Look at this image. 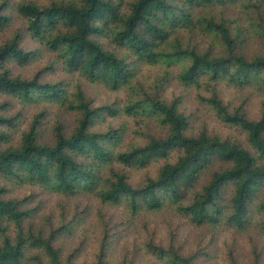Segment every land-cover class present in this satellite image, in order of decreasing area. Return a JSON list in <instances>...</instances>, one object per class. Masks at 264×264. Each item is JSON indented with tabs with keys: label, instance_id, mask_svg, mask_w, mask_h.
<instances>
[{
	"label": "trees",
	"instance_id": "16d2710c",
	"mask_svg": "<svg viewBox=\"0 0 264 264\" xmlns=\"http://www.w3.org/2000/svg\"><path fill=\"white\" fill-rule=\"evenodd\" d=\"M125 1L69 0L43 5L29 0L18 4L17 11L27 22L24 34L56 52L68 71L109 89H124L127 102L122 108L98 106L81 85L72 89L69 83L14 77L6 62L24 61L32 52L20 45L19 34L4 41L0 44V91L24 103L59 102L78 112L79 117L70 133L58 124L53 142L43 143L39 140L38 115L23 131L18 144L2 147L8 137L4 128L12 126V118L2 113L4 105L0 103V173L18 183L38 184L60 194L88 193L105 204H125L132 215L159 210L167 203L193 225L225 226L237 233L255 229L264 236V200L256 201L264 189V111L258 119L231 113L213 89L207 101L225 122L243 129L250 144L245 146L240 140L222 139L204 131L190 135L189 120L179 100L164 98L160 89L149 94L139 88L136 78V62L181 63L178 78L184 85L214 86L225 81L264 91V53L245 55L241 50L243 31L238 27L234 34L224 15L217 18L195 12L229 2H240L259 12L264 0ZM4 4H0V29L11 22ZM254 26L253 32L264 38V25L259 22ZM196 27L215 38L223 52L215 55L208 50L198 51L184 46L175 36L181 29ZM95 34H109L118 48L133 53L136 62L107 49ZM121 111L155 122L166 134L123 149L120 129H91L106 113L116 115ZM158 159L164 162L156 175L148 173L137 184L130 181L131 170L145 169ZM214 164L218 169L199 186ZM4 192L0 186V264H114L109 258L113 243L110 235L103 236L90 262L78 263L79 248L66 253L59 244L64 234L73 233V226L63 224L48 232L35 229L20 200L5 198ZM136 252L128 248L115 264H135ZM143 252L155 264H196L200 258L197 252L185 254L173 244L153 241L144 243ZM228 263L241 264L233 255Z\"/></svg>",
	"mask_w": 264,
	"mask_h": 264
},
{
	"label": "rangeland",
	"instance_id": "374dc122",
	"mask_svg": "<svg viewBox=\"0 0 264 264\" xmlns=\"http://www.w3.org/2000/svg\"><path fill=\"white\" fill-rule=\"evenodd\" d=\"M29 0H0L5 2V12L11 17V22L0 29V44L17 37L20 45L32 52L24 60L11 59L6 62L12 76L22 78L37 77L42 82L69 83L72 89L81 85L94 100L95 105L112 104L115 108H122L127 102V92L124 89H109L100 83H92L84 79L78 72L68 71L59 55L47 49L43 43L24 34L26 19L18 11L20 2ZM47 5L51 2L69 0H32ZM129 0L125 1V4ZM124 4V5H125ZM199 14H211L220 18L224 15L231 23L233 33L237 34L238 27L243 31L244 42L241 50L247 56L264 53V38L253 32L254 25H264V8L259 12L245 8L240 2H229L225 6H213L204 10L196 9ZM183 45L198 51L208 50L217 55L223 52L221 44L203 30L181 29L175 33ZM95 38L107 49L116 50L124 55L129 62H136L132 52L118 48L112 37L95 34ZM246 39V40H245ZM241 51V52H242ZM136 78L140 81L139 88L149 94L160 89L163 97L168 100L178 99L180 109L189 120L187 134L196 135L206 132L211 136L222 139L240 140L249 146L246 133L239 126L225 122L214 111L207 99L213 95V89L228 110L232 113L243 114L250 119H258L264 111V91L254 86H234L225 81L210 86L207 83L187 86L180 82L178 74L181 63L168 65L167 63L136 62ZM213 87V88H212ZM0 103L4 105L2 113L12 118V126L5 127L7 140L2 147L16 145L20 141L23 131L27 130L36 116L40 120L41 142L52 143L56 125L61 124L67 133L76 126L78 112L71 111L59 102L36 101L24 103L19 98L0 91ZM120 129L123 149L132 144H144L151 136H163L166 130L155 122L142 121L140 117L127 115L123 111L116 115L106 113L91 127L92 130L105 132L110 128ZM163 159L155 160L145 169L131 170L130 181L139 183L146 174L156 175ZM214 164L200 179L199 186L205 184L213 170L218 169ZM0 186L5 188V198L20 200V207L29 212L27 220L35 229L50 231L52 227L63 224L73 226V233L64 234L59 244L68 253L79 248L76 261L90 262L93 254L105 234L110 235L113 243L110 247L109 258L117 263L125 255V250L136 249L135 264H155L143 252L145 242L153 241L158 244L180 247L185 254L198 253L200 258L196 264H229L233 255L241 264H264V236L250 229L244 233H237L225 226L193 225L185 217L179 215L167 203L159 210H142L132 215L125 204L109 205L88 193L65 195L52 192L38 184L18 183L4 177L0 173ZM264 200V189L259 192L256 201ZM132 259L133 255H130Z\"/></svg>",
	"mask_w": 264,
	"mask_h": 264
}]
</instances>
